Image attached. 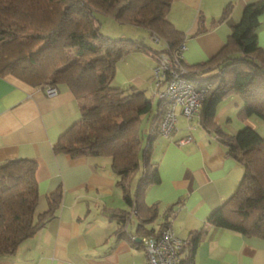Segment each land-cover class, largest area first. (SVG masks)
I'll list each match as a JSON object with an SVG mask.
<instances>
[{
	"label": "trees",
	"instance_id": "16d2710c",
	"mask_svg": "<svg viewBox=\"0 0 264 264\" xmlns=\"http://www.w3.org/2000/svg\"><path fill=\"white\" fill-rule=\"evenodd\" d=\"M171 4L172 0H0V75H12L33 87L66 85L78 98H91V105L82 107V118L60 136L55 149L73 158L111 156L124 200L140 215L138 233L144 237L157 235L167 227L165 223L159 230L147 228L159 210L157 205L144 201L146 189L160 182L158 167L149 161L148 153L161 134L167 102L163 98L159 101L160 110L151 120L149 146L144 149L141 121L152 112L153 100L135 86H117L114 77L118 60L129 53L146 50L177 55L185 35L167 17ZM231 7L226 6L219 21L230 14ZM98 13L111 15L121 23L146 27L167 47L155 50L134 39L106 35L101 31ZM262 14L264 0L247 3L222 50L204 65H185L186 76L194 86L207 88L201 125L218 133L228 154L245 169L236 192L214 209L207 221L216 227L264 238V135L251 126L228 134L214 122L218 104L232 94L244 102L238 113L240 119L255 115L264 121V50L258 44ZM206 29L201 26L197 33ZM142 155L146 156V170L133 198L132 181L140 169ZM36 168L32 158L0 164V257L15 253L23 241L57 215L61 206L60 186L47 194V208L37 213ZM116 212L121 223L119 235L127 237L129 212ZM198 239L192 232V251Z\"/></svg>",
	"mask_w": 264,
	"mask_h": 264
},
{
	"label": "crops",
	"instance_id": "0c3cea01",
	"mask_svg": "<svg viewBox=\"0 0 264 264\" xmlns=\"http://www.w3.org/2000/svg\"><path fill=\"white\" fill-rule=\"evenodd\" d=\"M251 1L254 0H172L167 17L185 35L184 63L204 65L216 56ZM230 4V14L219 21ZM214 21H218L216 25ZM201 26L206 31L197 33ZM151 36L162 43L151 45L152 48L167 47L163 39L152 33ZM258 44L264 50V14L260 17ZM143 51L145 64L134 75L129 70L140 64L138 58L127 54L118 60L114 77L117 86H134L132 83L148 72L154 81V53ZM135 87L146 91L142 85ZM56 88V94L48 95L45 88L33 87L12 75H0V164L16 158H32L37 162V213L47 208V194L60 186L63 189L57 215L23 241L15 253L1 256L0 264H146L145 237L138 233L140 215L124 200L112 157L89 154L73 158L56 151L60 136L82 118V107L91 104L90 98H78L66 85ZM164 89L156 87L153 92L154 96L159 94L156 111L152 96V112L142 117H147L144 132L149 135ZM241 104L244 102L235 94L218 104L214 122L223 132L234 134L238 126H256L252 116L240 119ZM236 119L244 122L235 124ZM192 124L194 128L189 129L187 118L180 114L178 130L172 138L160 134L151 146L148 138L143 142L144 149L148 146L150 149L149 161L157 165L160 174V182L150 185L144 195L146 204H155L159 210L156 220L147 228L159 230L166 223L175 235L187 241L181 250L180 264H264L263 237L216 227L207 221L210 213L236 192L245 169L228 154L222 137L201 125L200 116ZM189 134L191 141L176 142ZM145 157L142 155V172L136 185L132 181L133 198L146 170ZM116 211L129 212L127 237L119 235L121 223ZM192 232L199 237L194 251L189 244Z\"/></svg>",
	"mask_w": 264,
	"mask_h": 264
},
{
	"label": "built area",
	"instance_id": "2783aa9c",
	"mask_svg": "<svg viewBox=\"0 0 264 264\" xmlns=\"http://www.w3.org/2000/svg\"><path fill=\"white\" fill-rule=\"evenodd\" d=\"M186 44L183 42L177 55L169 56L159 52L154 54L157 66L154 69V83L157 88L165 85L160 97L167 102V107L160 124L161 134L172 138L178 130L179 115L182 114L188 120L189 129H193L192 122L200 116L203 101L207 94V88H196L187 78L188 68L183 62V52ZM48 95L57 93L53 85L45 87ZM192 135L177 139L178 144L191 141ZM187 241L181 239L173 232L172 228H163L157 235L143 238L146 253V264H180L181 249ZM114 264V263H109Z\"/></svg>",
	"mask_w": 264,
	"mask_h": 264
},
{
	"label": "rangeland",
	"instance_id": "374dc122",
	"mask_svg": "<svg viewBox=\"0 0 264 264\" xmlns=\"http://www.w3.org/2000/svg\"><path fill=\"white\" fill-rule=\"evenodd\" d=\"M98 16L101 18V31L106 35H109L111 37H121V38L134 39L136 41L143 42V43L147 44L149 47H151V45L153 47L162 45L161 42H156L153 39V37L151 36V32L146 27L136 26V25L129 24V23H121V22L117 21L114 17H112L111 15H105L102 13H98ZM157 38L161 39L159 36H157ZM101 53H103V49L101 50ZM143 53H144L143 50H138V51H135V52L128 54V55L135 56L136 58L139 59V62H140V64L136 68H133V70L132 69L129 70L130 74L134 75V71L138 72V71L143 69L142 65L145 64V55H144L145 53L144 54ZM154 60H155L154 67H156L158 62H157L156 58ZM147 79L150 80V85H149V82H147ZM114 83L116 84V81ZM132 84H134V86L136 85L137 87H139V86L141 87V85H142V87L146 90L145 92H146V95L148 97L154 96L153 92H156V86L154 84V81L152 80V77H150L149 72L147 74H144L143 76H139ZM131 86H133V85L128 86V84H127L126 88H129ZM161 87L165 88L166 86L162 85ZM88 98H90V97L88 96ZM154 98H155V111H156L157 102L159 100V94L154 96ZM242 102H243V100H242ZM146 118L147 117L142 118V123H141L142 124V126H141L142 131L141 132H142V136L144 138V144L147 142L146 140L149 137V132L148 131L144 132V129H145L144 125L146 123V120H145ZM251 120L254 122V125H256V126H254V128L257 127L256 131H258L261 135H264V130H263L264 121L255 115L252 116ZM242 122H244V121H242L240 119L238 121V119H236L235 124H240ZM260 124H262V126ZM238 127H239L238 130L241 129V126H238ZM141 172H142V168L140 170H138L136 173V177L133 181L134 185H136L137 179L141 175Z\"/></svg>",
	"mask_w": 264,
	"mask_h": 264
},
{
	"label": "water",
	"instance_id": "95a60500",
	"mask_svg": "<svg viewBox=\"0 0 264 264\" xmlns=\"http://www.w3.org/2000/svg\"><path fill=\"white\" fill-rule=\"evenodd\" d=\"M139 240H141V238H139Z\"/></svg>",
	"mask_w": 264,
	"mask_h": 264
}]
</instances>
